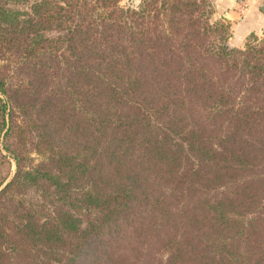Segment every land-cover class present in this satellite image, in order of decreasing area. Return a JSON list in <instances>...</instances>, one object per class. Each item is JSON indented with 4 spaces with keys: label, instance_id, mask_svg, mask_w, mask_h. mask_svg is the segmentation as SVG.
<instances>
[{
    "label": "trees",
    "instance_id": "1",
    "mask_svg": "<svg viewBox=\"0 0 264 264\" xmlns=\"http://www.w3.org/2000/svg\"><path fill=\"white\" fill-rule=\"evenodd\" d=\"M120 1L0 0V264H264V39Z\"/></svg>",
    "mask_w": 264,
    "mask_h": 264
},
{
    "label": "crops",
    "instance_id": "2",
    "mask_svg": "<svg viewBox=\"0 0 264 264\" xmlns=\"http://www.w3.org/2000/svg\"><path fill=\"white\" fill-rule=\"evenodd\" d=\"M216 8H221L230 19V37L228 42L233 45H243L248 34H259L264 31V11L261 9L264 0H214ZM241 8V13L237 10Z\"/></svg>",
    "mask_w": 264,
    "mask_h": 264
},
{
    "label": "rangeland",
    "instance_id": "3",
    "mask_svg": "<svg viewBox=\"0 0 264 264\" xmlns=\"http://www.w3.org/2000/svg\"><path fill=\"white\" fill-rule=\"evenodd\" d=\"M211 1H212V5L214 8V17L222 16L225 19H227L228 22L230 23V19L224 14V11L221 8H216L214 0H211ZM139 2H140V0H121L120 4L123 6H126V7H135L139 4ZM240 2L242 4V0H238L239 5H241ZM239 5H238V7H236V5H235V8H237V10L241 13L242 11H241V8H239ZM242 5L244 7H246V4L243 3ZM249 35L250 34H248L245 37L244 43L246 42ZM255 35L258 38L264 39V31L262 33L255 34ZM244 43H243V45H244ZM229 44L232 47H242L243 46V45L236 46V45H233L231 42ZM0 99L1 100L5 99V96L1 93H0ZM1 100H0V103H1ZM2 119H3V113L0 111V183H1V181H3L5 183L12 177V175L15 171V162L13 160L12 154L8 150H5L3 145H4V143H10L11 145H15V143H17V145H18L19 141L15 140V138L13 136H11L9 138L8 137L6 138L3 136V129L1 131ZM6 120H7V117H6ZM31 148H32L31 144L26 145V149L30 150V156L33 159H37L38 156L34 153V151H31ZM4 183H1L2 184L1 186H3Z\"/></svg>",
    "mask_w": 264,
    "mask_h": 264
},
{
    "label": "water",
    "instance_id": "4",
    "mask_svg": "<svg viewBox=\"0 0 264 264\" xmlns=\"http://www.w3.org/2000/svg\"><path fill=\"white\" fill-rule=\"evenodd\" d=\"M261 9L264 11V3L262 4Z\"/></svg>",
    "mask_w": 264,
    "mask_h": 264
}]
</instances>
